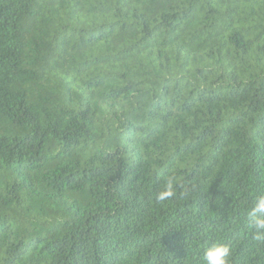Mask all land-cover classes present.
<instances>
[{
    "label": "trees",
    "instance_id": "1",
    "mask_svg": "<svg viewBox=\"0 0 264 264\" xmlns=\"http://www.w3.org/2000/svg\"><path fill=\"white\" fill-rule=\"evenodd\" d=\"M261 194L264 0H0V264H264Z\"/></svg>",
    "mask_w": 264,
    "mask_h": 264
},
{
    "label": "clouds",
    "instance_id": "2",
    "mask_svg": "<svg viewBox=\"0 0 264 264\" xmlns=\"http://www.w3.org/2000/svg\"><path fill=\"white\" fill-rule=\"evenodd\" d=\"M177 179L175 176H166L162 188L156 193L158 204L172 199L176 194ZM248 226L253 230V239L264 241V194L259 195L247 213ZM231 248L227 244L215 243L204 251L205 264H231Z\"/></svg>",
    "mask_w": 264,
    "mask_h": 264
}]
</instances>
